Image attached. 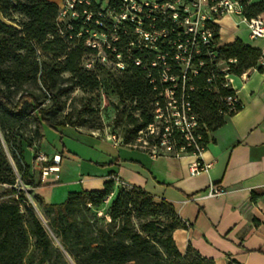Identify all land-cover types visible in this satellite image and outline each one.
I'll return each instance as SVG.
<instances>
[{"label":"trees","instance_id":"obj_1","mask_svg":"<svg viewBox=\"0 0 264 264\" xmlns=\"http://www.w3.org/2000/svg\"><path fill=\"white\" fill-rule=\"evenodd\" d=\"M56 1L61 0H0V133L20 180L32 189L42 184L34 181L31 167L25 163L24 154L31 139L22 135V127L33 123V135L39 143L44 138V127L56 132L67 126L76 127L78 123L69 114L57 118L62 110L60 100L74 88L84 92L98 89L99 73L105 69L98 66L94 73L83 70V57L95 50L86 46L85 28L79 21L73 22L71 30L58 26ZM88 1L94 13L98 6L94 0ZM121 4L122 0H108L112 11H119ZM261 14L264 1L243 7L246 19ZM15 15L22 21H16ZM209 27L217 44L212 50L215 58L210 60L208 56L211 49L200 47L198 59L204 65L184 87L197 119L196 135L205 147L210 134L241 110L240 104L227 107L224 99L235 92L224 77L241 76L253 70L264 72V55L260 50L239 40L218 46L217 27L212 23ZM89 28L94 27L91 24ZM78 33L82 36L77 37ZM68 37L70 41H66ZM125 43L127 39L123 38L119 50ZM132 58L148 64L138 51H132ZM156 76L154 69L147 71L126 61L124 70L111 79L117 98L135 104L132 111L138 112L137 118L132 119V130L125 135V144L135 139L138 132H146L154 121L155 99L163 88ZM160 134L150 145L161 148ZM169 139L176 151L186 144L175 131ZM16 180L0 143V187L12 188ZM114 191V181L108 180L102 190L70 192L61 204H42L45 228L32 207L25 205L22 192L10 189L7 192L11 200L0 201V264H214L190 246L183 255L179 253L172 233L185 224L171 204L164 200L155 202L135 187L120 186ZM103 208L107 222L98 226L88 214ZM228 264L239 263L228 258Z\"/></svg>","mask_w":264,"mask_h":264},{"label":"crops","instance_id":"obj_2","mask_svg":"<svg viewBox=\"0 0 264 264\" xmlns=\"http://www.w3.org/2000/svg\"><path fill=\"white\" fill-rule=\"evenodd\" d=\"M260 1L264 0H251L250 4ZM259 16L264 19V14ZM212 25L217 27L218 46L239 40L264 55V37H251L244 17L226 14ZM225 79L235 92L241 110L210 134L200 157L204 163L211 164L206 172L189 174V166L195 161L190 154L152 156L145 148L121 149L111 145L112 160L101 163L106 166L103 170L106 173L86 174L72 182L61 191V200L70 192L102 190L108 180L114 181L115 191L120 185L139 188L155 202L164 200L171 204L185 224L172 233L180 254L190 246L214 264H228V258L239 264H264V72L253 70L241 76L226 75ZM66 131L69 130L64 128L59 133ZM56 155L60 157V166L62 153L46 156L51 163ZM59 173L60 170L57 179L55 174L45 180L39 175V181L43 186H57ZM211 183L226 193L207 198L205 191ZM32 191L37 201L52 204L37 194L39 190Z\"/></svg>","mask_w":264,"mask_h":264},{"label":"built area","instance_id":"obj_3","mask_svg":"<svg viewBox=\"0 0 264 264\" xmlns=\"http://www.w3.org/2000/svg\"><path fill=\"white\" fill-rule=\"evenodd\" d=\"M94 2L98 6L94 13L89 8L91 3L88 0L59 2L56 21L58 26L71 30L73 22L79 21L85 28L86 46L95 50L94 54L83 57L81 67L89 73H94L98 66L120 72L124 70L126 61H131L147 71L154 69L156 79L163 87L155 99L154 119H160L163 125L158 133H161V148L152 145L151 155L158 156L159 152L175 157L190 154L195 157V161L189 166V174L196 176L206 172L211 164L200 159L206 147L201 137L196 135L197 119L184 87L197 75L198 68L204 65L198 59L200 47L211 49L208 56L210 60L215 58L212 50L217 44L209 25L226 14L244 17L243 7L249 5L251 0H122L117 12L108 8V0ZM245 22L251 37H264V19L257 16L245 18ZM91 24L94 28H89ZM60 34L65 36L63 32ZM76 36L80 37L82 33ZM123 38L127 39V43L119 50ZM70 40L71 37L66 38V41ZM165 48L166 51L163 50ZM132 51L141 53L148 64L132 58ZM164 84L167 86L164 87ZM224 101L228 108L239 104L235 94ZM172 131L178 133L186 143L178 151L170 143ZM50 162L52 165L42 166L49 163V160L39 152L34 155V166L39 167L41 180H45L50 174H55V178H58L60 157L56 155ZM225 193V189L211 183L205 196L215 198ZM14 198L17 200V195Z\"/></svg>","mask_w":264,"mask_h":264},{"label":"rangeland","instance_id":"obj_4","mask_svg":"<svg viewBox=\"0 0 264 264\" xmlns=\"http://www.w3.org/2000/svg\"><path fill=\"white\" fill-rule=\"evenodd\" d=\"M157 2L160 0H147ZM59 3V1H56ZM16 21H22V18L14 16ZM118 75V71L108 68L101 70L99 73L100 86L95 91L84 92L78 88H74L65 94L61 100V112L57 114V118L69 114L72 121L78 124L72 128L67 126L64 134H60L51 128L44 127V138L39 143L33 135V123L28 122L22 127V135L27 139H31V143L24 154V160L31 168L34 175V181L39 180L40 169L34 166V155L39 152L45 156L51 157L55 153H62L64 158L59 166L60 183L57 186H39L33 190H39L37 194L44 196L48 203L61 204L67 196L61 200V191L69 188L72 182L78 181L80 178L88 175H100L106 166L101 163L112 160L111 145L127 149L124 146L147 149L150 151L153 141L157 139L158 133L163 125L158 118L154 119V123L146 132H138L135 139H130L129 144H125V135L132 130V119L137 118L138 112L132 111L135 104L130 102H122L113 93L111 79ZM48 103V102H45ZM133 115V116H131ZM154 132V133H153ZM153 133V134H152ZM152 136V137H151ZM101 141H105L103 144ZM0 143L11 164L15 176L17 177L15 186L8 187L3 185L0 187V201L8 202L11 200L7 191L14 189L21 191L24 195L25 205L32 207L34 213L42 222L45 228L46 221L41 212L42 203L34 198L35 192L31 186L25 185L19 178V174L11 159L10 151L3 140L0 133ZM112 153V154H111ZM43 154V155H44ZM46 158L48 159V157ZM71 163H69L68 161ZM74 165L76 171H73ZM69 166V167H68ZM103 173H106L103 171ZM121 186V185H120ZM122 187V186H121ZM53 195V198L51 199ZM24 211V207H20ZM105 208L97 212H90L88 216L91 220L97 221L98 226H105L107 222ZM53 243L57 245V240L51 235L47 229Z\"/></svg>","mask_w":264,"mask_h":264}]
</instances>
